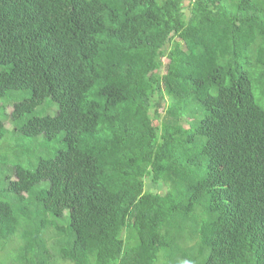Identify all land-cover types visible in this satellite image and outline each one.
<instances>
[{"label": "trees", "instance_id": "trees-1", "mask_svg": "<svg viewBox=\"0 0 264 264\" xmlns=\"http://www.w3.org/2000/svg\"><path fill=\"white\" fill-rule=\"evenodd\" d=\"M185 1L0 0V264H264V0Z\"/></svg>", "mask_w": 264, "mask_h": 264}, {"label": "rangeland", "instance_id": "rangeland-1", "mask_svg": "<svg viewBox=\"0 0 264 264\" xmlns=\"http://www.w3.org/2000/svg\"><path fill=\"white\" fill-rule=\"evenodd\" d=\"M187 3H188V1L186 0L185 2H184V7H183V9H184V12H187V10H186V5H187ZM191 10L192 11H194V10H199L200 8H198L196 5H191ZM189 33V31L188 30H186V29H183V34L184 35H186V34H188ZM170 42H168L167 44H166V48H168L169 47V44ZM164 60H165V58H163ZM154 187H157V189L158 190H160V189H162V187H161V185H154L151 181H146V188L147 189H150V190H152V191H156V189L154 188ZM36 255V257L38 258V259H40V254H35ZM37 255H39V256H37ZM65 264H70V263H65Z\"/></svg>", "mask_w": 264, "mask_h": 264}]
</instances>
